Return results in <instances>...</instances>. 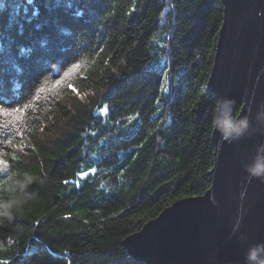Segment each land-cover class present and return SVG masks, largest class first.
<instances>
[{
  "label": "trees",
  "instance_id": "obj_1",
  "mask_svg": "<svg viewBox=\"0 0 264 264\" xmlns=\"http://www.w3.org/2000/svg\"><path fill=\"white\" fill-rule=\"evenodd\" d=\"M67 2L0 0V27L16 57L0 55V106L33 104L22 137L13 135L14 117L0 116V126L8 125L0 130V152L19 157L10 160L13 180L46 177L29 186L34 198L19 212L0 219V256L10 264H146L127 253L124 240L210 188L219 102L208 80L222 0ZM33 10L38 18L28 23ZM20 45L33 52L20 58ZM162 60L164 68L147 70ZM72 63L81 65L69 78L76 91L60 85L51 99L41 93L35 100L45 77L59 79L50 65L62 74ZM9 139L23 141L24 150Z\"/></svg>",
  "mask_w": 264,
  "mask_h": 264
},
{
  "label": "water",
  "instance_id": "obj_2",
  "mask_svg": "<svg viewBox=\"0 0 264 264\" xmlns=\"http://www.w3.org/2000/svg\"><path fill=\"white\" fill-rule=\"evenodd\" d=\"M221 26L208 91L235 102L236 118L253 119L254 132L226 141L213 130L210 188L175 202L141 231L127 237V253L146 264H249L251 248L264 245V179L245 170L264 145V0H222ZM264 256V254H262Z\"/></svg>",
  "mask_w": 264,
  "mask_h": 264
},
{
  "label": "snow or ice",
  "instance_id": "obj_3",
  "mask_svg": "<svg viewBox=\"0 0 264 264\" xmlns=\"http://www.w3.org/2000/svg\"><path fill=\"white\" fill-rule=\"evenodd\" d=\"M53 2L56 4V6H59L61 3V0H53ZM26 3L28 5H31L33 3V0H26ZM67 8H71V0H68V2L65 4ZM77 15H80L79 12L76 13ZM25 15H27V9H25ZM38 18V10H33L31 17L28 18V23L32 22V19ZM259 18L260 21L264 22V11H261L259 13ZM15 23V19L12 18L10 20L8 27L11 28L12 24ZM37 29L41 27V24L36 25ZM20 35H23V25H21L20 28ZM13 41L5 35V31L2 27H0V55L5 54L7 50V55L9 56L10 59H15L16 57L13 56L12 51H11V45ZM42 43H47V40L43 41ZM161 47H164V45H161ZM33 52V48L26 46V45H20L19 46V57L20 58H27L31 53ZM167 64L166 60H162L158 64H150V66L147 68L148 71H157L161 68H164ZM51 73L59 76V79L53 80L51 78V74L48 77H45L43 79V82L40 84L39 88L37 89V93L35 96V100L39 101L41 99V93L46 94L45 99H51L52 96L55 95V90L57 89L58 86L60 85H65L67 88L72 89L73 91H76L72 84L69 82V78L72 77L74 74H77L79 70L81 69V65L79 63H72L70 67L67 68V70L63 71L61 74V68L57 67L56 64H51ZM164 85L165 87L162 88V91L167 92L168 88L167 86L169 85V78H168V72H164ZM157 104H160V100L156 101ZM33 104L32 102H29L28 104L24 105L22 108H7L0 106V116H5V117H14V121L11 123L13 124V127L16 129V131L13 133V135H19L23 136L22 128H23V121L25 120V110L32 108ZM101 113H106L107 112V106L103 109L100 110ZM8 125L4 124L0 126V130L7 129ZM7 144L10 145L14 149H19L20 151L24 150L25 144L23 141L19 144H14L12 139L7 140ZM34 147V145L32 146ZM19 159L15 154H13L10 159H5V153L0 152V173H3L6 175V179H0V196H3L4 193L6 192V185L9 184L10 181L13 180V178L17 175V172L14 171L11 167L10 160L14 161ZM89 171L95 173L97 169L91 168ZM89 173L88 172H81V176H87ZM67 183V181H65ZM80 181L77 180L76 184L77 186L79 185ZM20 210L18 209L16 212H19ZM3 246L0 245V252H2ZM19 255V253H17ZM0 264H10V260L7 258H3L0 256ZM69 264H71V261H69Z\"/></svg>",
  "mask_w": 264,
  "mask_h": 264
},
{
  "label": "clouds",
  "instance_id": "obj_4",
  "mask_svg": "<svg viewBox=\"0 0 264 264\" xmlns=\"http://www.w3.org/2000/svg\"><path fill=\"white\" fill-rule=\"evenodd\" d=\"M234 104L232 100H222L213 120V127L229 142L239 140L256 130L251 117L236 118L233 115ZM255 124L264 125V108L256 113ZM245 170L254 178L264 179V145L258 146L257 155L245 165ZM45 178L25 173L23 179L12 180L6 188L7 196H0V219H11L23 204L33 199L34 194L28 191L29 186L36 181L43 183ZM262 254L264 245L251 248L247 255L249 264H264Z\"/></svg>",
  "mask_w": 264,
  "mask_h": 264
}]
</instances>
